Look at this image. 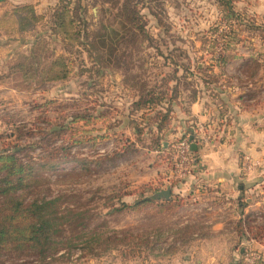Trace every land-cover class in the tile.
I'll return each mask as SVG.
<instances>
[{
    "label": "rangeland",
    "instance_id": "374dc122",
    "mask_svg": "<svg viewBox=\"0 0 264 264\" xmlns=\"http://www.w3.org/2000/svg\"><path fill=\"white\" fill-rule=\"evenodd\" d=\"M82 1L88 6V20L91 21L99 15V7L93 6V3L100 5L106 0ZM147 5L159 8L164 20L171 25L169 33L165 34L163 29L156 27L149 11H143L149 19L150 31L155 35L161 33L168 42H158L161 50L167 54L174 48L181 49L176 52L181 56L175 55V59L185 64L190 62L194 75L188 82L199 84L207 75L200 74L195 68L211 65L213 49L215 58L226 51L221 36L227 32V20L221 14L217 0H147ZM242 15L240 23L249 25L251 17ZM256 27L258 30H245L240 34L236 50L241 57L243 54L254 56L250 59L251 64L246 66L247 71H240V75L256 72L257 88L252 90H255V111L260 118L258 127L264 131V21L256 23ZM43 36L40 38L47 41V46L42 50L44 42L38 40L40 45L37 48L41 56L39 75L31 69L25 73L11 69L15 63L22 61V55L29 53L37 38L7 39L3 52H11L0 61V152L18 150L22 161H33L37 172L50 177V185L56 195H65L63 205L88 211L82 222L88 226L89 232L82 237L79 248L48 264H91L92 259L99 264H151L155 242L158 238L162 242L169 236V214H155L152 206L138 213L116 210L117 199H107L117 196L120 189L134 191L145 185L150 188L154 179L157 181L161 177L158 170L160 161L165 162L163 157L147 148L152 144L148 135L143 136V143L138 142L133 128L129 126V116L137 92L141 93V85L146 81L159 84L171 73L172 67L164 66V60L156 56L155 48H146L142 44L130 49L133 56L129 60L131 71L128 74L125 70L95 66L93 59L84 53L80 62L88 69L83 71L84 67L77 60L76 69L66 82H42L40 75L48 62L67 51L54 38ZM227 70L226 75L216 83L235 81V71ZM215 84L210 87L214 88ZM77 115L84 119L76 118ZM254 137L261 144L256 147L255 158L244 156V173L261 178L250 195L263 215L264 173L259 168L264 163V134ZM126 139L135 141L133 148ZM115 147L127 148L123 157L111 162L101 161V157L111 153ZM52 163L57 168L49 169ZM63 174L69 176L63 177ZM124 200L132 202L134 197ZM261 217L256 218V224L262 222ZM97 235L102 240L113 237L121 242L117 247L113 244L106 249L97 245ZM144 239L143 244L141 241ZM85 242L91 243V252L85 248Z\"/></svg>",
    "mask_w": 264,
    "mask_h": 264
},
{
    "label": "trees",
    "instance_id": "16d2710c",
    "mask_svg": "<svg viewBox=\"0 0 264 264\" xmlns=\"http://www.w3.org/2000/svg\"><path fill=\"white\" fill-rule=\"evenodd\" d=\"M217 3L221 14L227 20V32L221 36L226 51L215 58L216 52L213 49L211 65L195 68L200 74L207 75L203 79L206 84L217 82L226 75V66L241 58L236 50L240 34L245 30H258L256 23L259 21L256 17L249 15V25L240 23L243 15L236 12L234 0H217ZM93 6L99 7V15L90 21L88 6L82 0H59L47 15H39L32 4L19 5L0 17V31L4 35L26 36L34 35L38 28L46 27L51 33L45 38H54L67 50L48 62L42 70L44 73L40 75L42 82L63 83L69 80L76 69L77 60L80 62L84 53L93 59L95 66L125 70L128 74L131 71L129 60L133 56L130 51L132 47L143 44L146 48H155L156 56L162 57L164 66L172 67V70L159 84H149L146 81L141 85V93L137 92V98L130 106L129 126L133 128V134L138 137L139 143H143V136L148 135L152 144L147 148L160 152L169 170H173L174 148H164V131L171 124L173 105L184 108L185 93L189 99L197 96L198 84L188 82L194 75V68L189 61L185 64L175 59V55L181 56L176 53L181 49L174 48L167 54L161 50L158 44L168 42L161 33L155 35L150 31L149 19L143 11H149L156 21V27L163 29L165 34L169 33L171 25L164 20L159 8L154 9L147 5V0H106L104 4L93 3ZM36 38L29 53L22 55V61L15 63L12 70L25 73L31 69L35 75L40 74L41 56L37 47L40 45L38 40L43 38ZM42 41L44 50L47 41ZM181 54L186 55L182 51ZM80 63L84 67L83 71L88 69ZM255 73L254 71L249 74V77ZM76 118L84 119L78 115ZM126 142L133 148L135 141L126 139ZM124 147H115L111 153L98 160L111 162L121 158L127 151ZM61 150L66 151L65 148ZM18 152L10 149L0 152V264H48L49 261L64 258L73 249L79 248L82 237L89 232L88 226L82 222L88 211H82L73 205H63L62 199L65 195H56L53 192L50 177L37 172L33 161H22ZM55 167L57 168L56 164L49 165V169ZM122 190L120 189L117 196L107 200L117 199L116 210L136 213L153 206L158 191L148 185L134 191ZM126 197H134V200L126 202ZM261 220L262 222L256 224L254 214L242 219L237 228L242 239L264 242V214ZM95 237L99 241L97 245L106 249L113 244L117 247L121 242L117 238L112 239L113 237H105L103 240L100 235ZM145 240L141 243L144 244ZM90 244L85 242V248L91 252ZM146 244L148 245L147 241Z\"/></svg>",
    "mask_w": 264,
    "mask_h": 264
},
{
    "label": "crops",
    "instance_id": "0c3cea01",
    "mask_svg": "<svg viewBox=\"0 0 264 264\" xmlns=\"http://www.w3.org/2000/svg\"><path fill=\"white\" fill-rule=\"evenodd\" d=\"M58 2L0 0V17L23 4H32L39 15H47ZM234 8L238 13L264 21V0H234ZM50 33L46 27L38 28L35 35L30 36L4 35L0 31V61L11 52H3L7 39L24 40L43 35L48 38ZM252 55L243 54L235 63L227 65L229 70L235 71L234 82L206 84L199 81L196 98L189 99L185 93L184 108L173 105L171 124L164 131V148H174L181 138H189L197 150L192 151L193 164L187 177L177 178L168 165L160 161L161 177L151 183L158 190L152 209L158 215L168 213L171 226L166 240L160 242L157 237L151 264H238L242 260L246 239H242L237 229L239 222L248 215L262 216L261 210L256 208L258 203L250 195L261 178L244 173L243 162L245 155L255 158L256 147L261 143L256 142L254 136L264 134L258 127L260 118L255 111V90H252L257 88L256 74L240 75V71H247ZM214 84L216 86L211 88ZM157 155L162 157L160 152ZM257 163L261 167V162ZM259 169L264 173V163ZM169 187L171 196L165 199L161 193ZM253 247L261 252L264 264V242L255 240ZM99 263L91 260V264Z\"/></svg>",
    "mask_w": 264,
    "mask_h": 264
},
{
    "label": "built area",
    "instance_id": "2783aa9c",
    "mask_svg": "<svg viewBox=\"0 0 264 264\" xmlns=\"http://www.w3.org/2000/svg\"><path fill=\"white\" fill-rule=\"evenodd\" d=\"M172 161L174 164L172 173L177 178L184 179L190 174L193 156L189 138H182L175 144ZM254 242V239L246 240L245 252L240 264H262L263 258L261 252L253 247Z\"/></svg>",
    "mask_w": 264,
    "mask_h": 264
},
{
    "label": "water",
    "instance_id": "95a60500",
    "mask_svg": "<svg viewBox=\"0 0 264 264\" xmlns=\"http://www.w3.org/2000/svg\"><path fill=\"white\" fill-rule=\"evenodd\" d=\"M197 150V146L195 144H192L191 145V151H196ZM171 188H167V190L163 191L161 193V195L163 196V198L165 199H170V196H171Z\"/></svg>",
    "mask_w": 264,
    "mask_h": 264
}]
</instances>
